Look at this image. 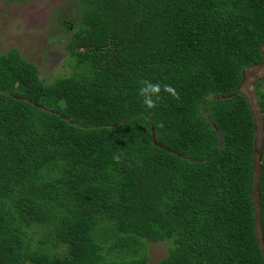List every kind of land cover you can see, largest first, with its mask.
Returning <instances> with one entry per match:
<instances>
[{
  "label": "trees",
  "instance_id": "trees-1",
  "mask_svg": "<svg viewBox=\"0 0 264 264\" xmlns=\"http://www.w3.org/2000/svg\"><path fill=\"white\" fill-rule=\"evenodd\" d=\"M75 12L70 75L47 84L0 54V264H148L152 242L169 244L156 264H264L256 122L237 92L264 62V0ZM145 79L181 99L147 109ZM259 175L264 241V125Z\"/></svg>",
  "mask_w": 264,
  "mask_h": 264
},
{
  "label": "rangeland",
  "instance_id": "rangeland-1",
  "mask_svg": "<svg viewBox=\"0 0 264 264\" xmlns=\"http://www.w3.org/2000/svg\"><path fill=\"white\" fill-rule=\"evenodd\" d=\"M77 0H0V54L17 49L28 62L36 65L41 79L49 84L71 74L66 45L77 22ZM238 93L249 101L256 122V170L254 201L259 239L264 249L259 217L258 182L263 146L260 94L264 92V62L244 70ZM169 250L165 242L147 245L148 264L164 259Z\"/></svg>",
  "mask_w": 264,
  "mask_h": 264
},
{
  "label": "clouds",
  "instance_id": "clouds-1",
  "mask_svg": "<svg viewBox=\"0 0 264 264\" xmlns=\"http://www.w3.org/2000/svg\"><path fill=\"white\" fill-rule=\"evenodd\" d=\"M163 94H167L177 101L181 99L179 92L171 84H162L159 81L154 82L150 79L142 80L139 84L138 95L147 109H156ZM113 159L119 162L120 156L114 155Z\"/></svg>",
  "mask_w": 264,
  "mask_h": 264
}]
</instances>
